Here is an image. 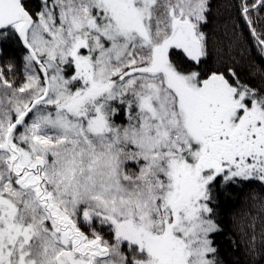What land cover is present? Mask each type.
Instances as JSON below:
<instances>
[{
    "label": "snow or ice",
    "instance_id": "obj_1",
    "mask_svg": "<svg viewBox=\"0 0 264 264\" xmlns=\"http://www.w3.org/2000/svg\"><path fill=\"white\" fill-rule=\"evenodd\" d=\"M241 200L264 0H0V264H264Z\"/></svg>",
    "mask_w": 264,
    "mask_h": 264
},
{
    "label": "trees",
    "instance_id": "obj_2",
    "mask_svg": "<svg viewBox=\"0 0 264 264\" xmlns=\"http://www.w3.org/2000/svg\"><path fill=\"white\" fill-rule=\"evenodd\" d=\"M215 3L223 5L228 2V0H214ZM223 11V9H222ZM226 17V13H225ZM224 17H221L223 19ZM248 202H251V205H249ZM246 203V205H245ZM253 202L251 200L245 202L243 200L239 201L235 207L232 214H230L225 221L226 230L230 233H235L236 229L234 228L233 222H232V215H236L237 218L241 217L244 213H249L250 217H256V231L257 235H259L262 228H264V212H261L260 210L255 211L253 210ZM256 208V207H255ZM249 217V219H250ZM245 224H247V219L245 221ZM239 239L238 235L236 237ZM218 243L220 244L222 248V254L225 255V258L229 261H238L239 264H247V257L244 255L243 252V246L241 245L238 249L230 250L229 245L227 243V239L225 236H220L217 238Z\"/></svg>",
    "mask_w": 264,
    "mask_h": 264
},
{
    "label": "rangeland",
    "instance_id": "obj_3",
    "mask_svg": "<svg viewBox=\"0 0 264 264\" xmlns=\"http://www.w3.org/2000/svg\"><path fill=\"white\" fill-rule=\"evenodd\" d=\"M248 203H249V205H251V202H248ZM245 205H246V203H245ZM255 209H256V208H255V207H253V210H254V211H255Z\"/></svg>",
    "mask_w": 264,
    "mask_h": 264
},
{
    "label": "flooded vegetation",
    "instance_id": "obj_4",
    "mask_svg": "<svg viewBox=\"0 0 264 264\" xmlns=\"http://www.w3.org/2000/svg\"><path fill=\"white\" fill-rule=\"evenodd\" d=\"M259 209L256 207V211H258Z\"/></svg>",
    "mask_w": 264,
    "mask_h": 264
}]
</instances>
